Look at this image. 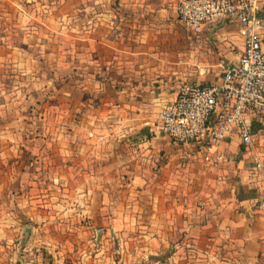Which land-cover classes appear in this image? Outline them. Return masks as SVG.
<instances>
[{"label":"crops","instance_id":"obj_1","mask_svg":"<svg viewBox=\"0 0 264 264\" xmlns=\"http://www.w3.org/2000/svg\"><path fill=\"white\" fill-rule=\"evenodd\" d=\"M157 1L112 0L76 30L80 69L47 104L66 126L53 121L42 137L41 121L40 135L24 137L19 150L2 145L1 216L21 227L41 223L52 207L75 218L83 206L88 222L114 234L123 264H264L258 188L235 132L217 184L194 142H175L159 128V108L180 83L215 82L222 71L217 53L198 40L207 27L191 34L173 17L176 0H162L165 10ZM236 27L219 18L207 28L238 45L226 62L240 51ZM252 125L264 148V125Z\"/></svg>","mask_w":264,"mask_h":264},{"label":"rangeland","instance_id":"obj_2","mask_svg":"<svg viewBox=\"0 0 264 264\" xmlns=\"http://www.w3.org/2000/svg\"><path fill=\"white\" fill-rule=\"evenodd\" d=\"M110 2L0 0V148L13 146L19 150L23 145L18 142L24 137L40 135L41 121L45 128L42 137H50L47 126L53 121L60 128L66 126L63 114L54 110L49 113L47 104L55 100L52 94L64 92L70 75L80 69L74 66L79 64L75 51L81 52L74 47L80 44L76 30L93 22L91 11L110 7ZM157 2L166 9L167 1L165 5L162 0ZM173 17L183 24L177 14ZM207 28L198 40L217 53L220 68L226 62L223 55H235L239 47L233 39H221L220 30ZM262 136L260 132L259 138ZM79 208L83 209H75L73 218L64 205L52 207V212H46L51 217L41 223L18 227L5 224L0 207V264L127 263L114 234L104 229L105 225L88 222L84 207Z\"/></svg>","mask_w":264,"mask_h":264},{"label":"built area","instance_id":"obj_3","mask_svg":"<svg viewBox=\"0 0 264 264\" xmlns=\"http://www.w3.org/2000/svg\"><path fill=\"white\" fill-rule=\"evenodd\" d=\"M173 8L192 34L219 18L233 21L240 51L235 60L221 64L219 80L180 83L174 97L159 108V128L175 142H194L217 184L222 181L226 139L234 131L248 153L247 165L258 188L257 209L264 216V148L252 125L253 120L264 125L262 0H176Z\"/></svg>","mask_w":264,"mask_h":264},{"label":"trees","instance_id":"obj_4","mask_svg":"<svg viewBox=\"0 0 264 264\" xmlns=\"http://www.w3.org/2000/svg\"><path fill=\"white\" fill-rule=\"evenodd\" d=\"M259 125H253V129L256 130L258 128Z\"/></svg>","mask_w":264,"mask_h":264}]
</instances>
